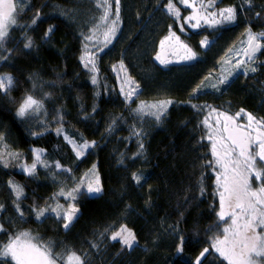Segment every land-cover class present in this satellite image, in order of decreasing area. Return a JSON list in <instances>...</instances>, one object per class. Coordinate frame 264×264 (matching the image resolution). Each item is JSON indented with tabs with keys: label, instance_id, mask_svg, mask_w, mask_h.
Listing matches in <instances>:
<instances>
[{
	"label": "trees",
	"instance_id": "16d2710c",
	"mask_svg": "<svg viewBox=\"0 0 264 264\" xmlns=\"http://www.w3.org/2000/svg\"><path fill=\"white\" fill-rule=\"evenodd\" d=\"M168 1L120 0L116 34L107 44L115 0H109L104 23L97 0H26L19 6L0 47V75L12 77L11 87L0 92V250L26 232L56 264H66L71 253L83 264H193L205 248L202 264H228L212 248L230 224L217 215L220 169L209 166L212 142L203 121L210 123L213 109L216 120L222 112L239 125L248 124L245 113L264 120V46L254 58L255 71L237 74L220 89L202 83L247 28L264 32V0H217L218 10L233 8L236 19L187 34L166 13ZM171 1L182 8L180 0ZM170 32L180 34L197 59L176 63L172 56L161 64L156 56ZM205 38L209 43L201 46ZM118 62L141 89L131 102L118 89ZM28 96L40 107L20 117ZM160 101L172 103L159 120L139 111L143 103ZM65 135L93 146L77 157ZM38 149L51 164L29 174L22 167ZM93 166L102 191L77 193L79 212L69 228L54 212L36 218L53 199L67 204L58 194L63 182L69 176L79 181ZM13 186L23 190L19 199ZM123 225L136 237L132 248L110 238ZM4 264L14 262L9 257Z\"/></svg>",
	"mask_w": 264,
	"mask_h": 264
},
{
	"label": "snow or ice",
	"instance_id": "6c2138e0",
	"mask_svg": "<svg viewBox=\"0 0 264 264\" xmlns=\"http://www.w3.org/2000/svg\"><path fill=\"white\" fill-rule=\"evenodd\" d=\"M20 2L21 0H0V47L3 46L8 36L9 27L16 24L15 17ZM181 3L187 7H194L193 4H189L188 0H181ZM201 6L210 8L212 3ZM97 7L103 8V15L100 17V21L104 23L109 18L111 8L109 0H97ZM119 9L120 0H115L116 20H113L107 31L104 32L106 44L111 43V37L116 34ZM168 9L174 15L179 16V12L171 0H169ZM36 15L38 17L39 13ZM217 16L221 17V19H216ZM193 19L197 21L195 25H192L193 27H199L201 19L206 24L210 23V26L218 25L223 22L234 21L236 19V11L233 8H226L219 13L212 12L199 17L194 13L185 22ZM35 22L34 18L33 23ZM48 31L51 32L52 29L50 28ZM45 35L47 36L48 33ZM261 37H264V32L252 34L251 30H248V47L244 49V54L249 61H252L254 54L261 50ZM85 39L90 40L92 37L86 36ZM165 39H174L179 49L183 50L184 54L180 57L181 60L192 61L197 59V54L186 44H183L174 33L170 32L169 37ZM208 43L207 38L200 42L201 46H206ZM164 45L165 41H161L162 49ZM25 47H30V43L26 44ZM156 59L161 64L169 63L160 54L156 56ZM89 62L94 63L91 60ZM121 68H123L122 64ZM251 71H255V68H252ZM224 82L225 80L220 81V83ZM93 83H95V77H93ZM126 83H132V81H126ZM11 85V76L0 77V92H6ZM134 93L135 89H130L126 96L130 98ZM171 103L172 101H160L157 104L149 105V107L157 109V112L153 113V115L159 120ZM39 107V102L28 96L18 108L17 115L23 117L30 110ZM213 112H215V109H213ZM243 112L244 110L241 109L236 114L237 117ZM217 115L215 127L209 124L207 118H205L203 123L209 129L207 139L212 142L211 153L213 162H210L209 166L214 165L220 169L216 175L217 194L220 198V211L217 215L220 221L228 223V220H230L231 223L223 229L224 238H216L213 241L212 248L227 260L228 264H256L254 257H264V120H257L251 114L245 113L248 124L239 125L232 116L222 112ZM253 132H255V135H253ZM89 147L91 145L85 143L74 149L77 157L84 155V149ZM142 147L143 145H141ZM37 161H39L38 154ZM35 166L34 162L31 168H26L25 171L31 174ZM57 167L60 166L57 165ZM94 168L95 166H93V170ZM133 179L139 183L141 178L133 174ZM253 182L258 183L260 186L253 189ZM13 190L18 199L23 195V190L19 186H13ZM79 191V188L73 189L65 198L71 197V199L75 200V193ZM101 191L99 177L97 176L94 182H89L86 194L91 196L99 194ZM60 195H63V192ZM17 210L19 211V209ZM47 211L56 213V216L65 222L64 228L67 229L74 218H76L79 210L73 204H69L66 210L63 209V206L57 205L55 208L40 209L36 214V218L44 217ZM257 229L261 231L258 232ZM21 236L28 238L27 233H22ZM110 238L119 240L123 246L128 248H132L136 242L134 233L126 227H121L120 231L114 232ZM182 243L183 238H181V244L177 247L178 251L182 250ZM208 252L209 249L205 248L200 256L203 257ZM9 257L15 264H56V258L48 248L35 244H21L19 236L0 250V264H4ZM66 264H83V261L80 256L71 253L66 258ZM197 264H202L199 258L197 259Z\"/></svg>",
	"mask_w": 264,
	"mask_h": 264
},
{
	"label": "rangeland",
	"instance_id": "374dc122",
	"mask_svg": "<svg viewBox=\"0 0 264 264\" xmlns=\"http://www.w3.org/2000/svg\"><path fill=\"white\" fill-rule=\"evenodd\" d=\"M24 1H26V0H21L19 6L20 5H24L23 4ZM34 1H35V3H38V1H40V0H34ZM216 1L217 0H188L189 4H193L194 7H187L185 4L181 3L182 8H180V6L176 5L174 2L171 1L173 3V5L175 6V8L178 10L179 16H176V15H174L173 13H171L169 11V9H168L169 1L167 2V4L164 7V9H165L166 13H169L175 19L176 23H178V27H179L180 32L184 33V34H187L189 29H197V28H200L202 26H210V23H208V24L204 23L203 19L200 20V26L199 27H193L192 26V25H195L196 22H197L194 19L190 20L188 22H185L187 20V18L193 16L194 13L199 17L200 15H208L209 13H212V12L219 13L221 10L227 8V7H223V9L219 8V10H218V6L215 5ZM180 2H181V0H180ZM210 2L212 3V7H210V8H206V7H202L201 6V5H207ZM15 18H17V12H16V17ZM216 19H221V17L217 16ZM16 22H17V20H16ZM223 23H227V22H223ZM109 24L111 25V22H109ZM218 25H221V24H218ZM11 27L12 26H10L9 29ZM248 30H249V28L246 29L245 33H243V37L241 39H239L237 41V43L234 44V46H232V48H230L226 52V54L224 55V57L222 58V60L219 63L220 66L217 69H215L210 74V76H208L203 81L202 86H204L206 89H212V90L213 89H218V88L220 89V88L224 87V84H226L230 80L234 79V77L237 74L244 73V72H251V69L255 68V65L253 63L254 59L252 61H249L248 58L244 54V49H246L248 47ZM251 32H252V34H258V33H256L255 31H252V30H251ZM172 33H174L175 36L179 37L180 41L183 44H185V42H183L180 34H176L175 32H172ZM166 42H167L166 45H168V43H170L171 45H173L174 49L179 50V47L176 44L174 39L166 40ZM260 43L262 44V47H263L264 46V37L260 38ZM17 52H19V55L23 53V52H21V50H17ZM257 53L258 52H256L254 54V58L257 55ZM183 54L184 53H183V50H182L181 53L179 54V57L173 58L171 62L180 63V62L184 61V60L180 59V57ZM5 59H6V55L2 57V60H5ZM185 62H187V61H185ZM241 62H243V63H241ZM121 64L123 65V68H121ZM113 69H114L115 77H116V80H117V83H118V89L120 90V93H121L123 99L126 102H131L139 94V91L141 90L140 86L137 84L135 79H133L132 77L129 76L128 69L125 68V66H124V64L122 62L116 63V65L113 66ZM1 76L2 75H0V77ZM221 80H225V82L224 83H220ZM126 81H132V83H126ZM130 89H135V93L130 98H128L126 96V94L128 93V91ZM153 104H157V103L156 102H150L149 104L143 103L139 107L140 108L139 111H141L145 115H150L152 117L153 113L157 112L156 108L149 107V105H153ZM215 117H216L215 113L212 112V113L209 114L208 118L210 120V123H209L210 125L211 124L212 125L215 124V120H216ZM65 136H66L65 138L69 142L70 146H72V149H73V152H74L75 156H77V155H76V151L74 149L78 148V146H80L82 144H85V143H88L89 145H91V147L93 146V141H91V140H88V141L87 140L86 141H75L73 139H70L68 135H65ZM91 147H89V148H91ZM89 148L84 149V154L86 153V151ZM37 154L39 155V161H37ZM34 155L35 156H34L33 162L31 164H25V166L22 167L24 170L26 168H31V166L33 165L34 162H35L36 166H35V169L32 171V173H34L36 171L37 167L40 168L41 170H45L46 167L49 164H51V161L49 159L44 158L45 153H44L43 150H40V149L36 150ZM83 156L84 155H82L80 157H83ZM66 170H68V167L66 168ZM97 176L98 175H97L96 171L93 170V168L89 169V171L87 173H85L82 176V178L79 179V181H76L75 177L69 176L63 182L62 187L59 188L58 194H59L60 197H67L68 193L72 192L73 189H77V188H79L80 190L83 189V190H85L87 192V186H88L89 182H94ZM254 183L255 182H253V185H252L253 189H256V188H258L260 186L258 183H255L257 185H255ZM61 192H63V195H60ZM77 193H75L76 196H77ZM67 199H68V203L67 204H65L64 202H60V200L53 199V202L48 207V209L55 208L57 205H61V206H63V209L66 210L68 208L69 204H73V202H74V200L71 199V197H68ZM73 205H75V204H73ZM75 207L77 208L76 205H75ZM230 223H231V221L228 220V223L224 222L222 224H230ZM123 227H126L127 229L131 230L130 228H128L125 225H123ZM1 229H2V225L0 224V230ZM120 229L121 228H119V230H117V231H120ZM117 231H115V232H117ZM257 231L259 232L261 230L257 229ZM23 233H26V232H23ZM21 234L17 235V237L18 236L20 237V243L21 244H35L37 246H40L31 238L30 233H27L28 234V238H25V237L21 236ZM15 238L11 239L10 241L14 240ZM218 238L221 239V236L218 237ZM200 254H199L198 258L201 260L203 257H201ZM197 259L194 260L193 264H197ZM254 260H255L256 264H264V257H254ZM14 264H15V262H14Z\"/></svg>",
	"mask_w": 264,
	"mask_h": 264
},
{
	"label": "water",
	"instance_id": "95a60500",
	"mask_svg": "<svg viewBox=\"0 0 264 264\" xmlns=\"http://www.w3.org/2000/svg\"><path fill=\"white\" fill-rule=\"evenodd\" d=\"M181 51V49H172V46L168 43L167 46H164L163 49L161 48L159 50L158 54H160L163 59L168 61L172 56L179 57Z\"/></svg>",
	"mask_w": 264,
	"mask_h": 264
},
{
	"label": "flooded vegetation",
	"instance_id": "af4514ba",
	"mask_svg": "<svg viewBox=\"0 0 264 264\" xmlns=\"http://www.w3.org/2000/svg\"><path fill=\"white\" fill-rule=\"evenodd\" d=\"M172 49H174V48L172 47Z\"/></svg>",
	"mask_w": 264,
	"mask_h": 264
}]
</instances>
